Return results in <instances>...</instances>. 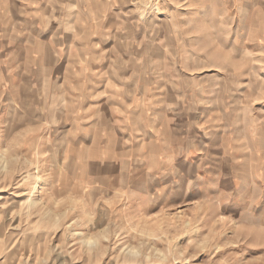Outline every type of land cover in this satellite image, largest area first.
Masks as SVG:
<instances>
[{
  "label": "rangeland",
  "instance_id": "obj_1",
  "mask_svg": "<svg viewBox=\"0 0 264 264\" xmlns=\"http://www.w3.org/2000/svg\"><path fill=\"white\" fill-rule=\"evenodd\" d=\"M1 1L0 264H264V0ZM67 60L185 125L69 127Z\"/></svg>",
  "mask_w": 264,
  "mask_h": 264
},
{
  "label": "crops",
  "instance_id": "obj_2",
  "mask_svg": "<svg viewBox=\"0 0 264 264\" xmlns=\"http://www.w3.org/2000/svg\"><path fill=\"white\" fill-rule=\"evenodd\" d=\"M22 2L27 4L28 0L10 1V18L16 17L18 11L17 5ZM40 2L45 4V0H41ZM1 3L2 1L0 0V4ZM35 17V19L38 20V13ZM92 46L94 45L92 44ZM83 47L87 50L86 45ZM89 50L92 53V47H90ZM34 61H36L38 65L42 63L41 65L43 67V62L47 63V60L43 59L42 55L39 59H34ZM100 65L99 62L92 60H89V62L67 60L65 62V85L71 86V84H74L75 86L79 84L82 79L90 82V88L84 92L78 89V87L74 88V92L69 91L68 93L66 90V100L71 101L73 106L72 111L68 113L72 118L69 124H67L69 127H90L91 131L95 133H104L107 138L112 133L115 134V137L122 133V141L130 137L133 141L138 142L137 145L139 147L146 148L147 139H149V141L155 140L156 146L158 147L160 145L159 143L172 139L177 127L185 125L184 123L178 124V116L174 113V109L171 105L173 104L171 103V97L173 96L171 93H154L155 97L160 96L158 97L159 100L156 102L150 98L146 99L148 97H153L152 93H132L129 95L122 87L116 92L106 91L101 93L98 92V90L93 91L94 87H92L91 84H96L95 81L98 79L97 74L93 76L89 73V75L87 74L88 77H86L83 75V67L89 68L90 72H92V70L96 72ZM72 66L74 68L73 72L70 70ZM103 68L108 69L109 65ZM19 82L18 80L16 81L17 88ZM107 83L108 77L106 78V84ZM150 100L152 102L149 103ZM87 101L89 102L88 104L86 103ZM131 147L132 146H130V148ZM143 153L146 155L149 154V151L147 150Z\"/></svg>",
  "mask_w": 264,
  "mask_h": 264
}]
</instances>
